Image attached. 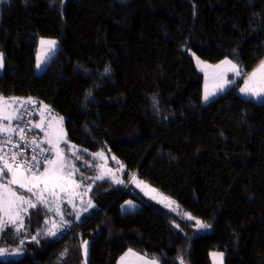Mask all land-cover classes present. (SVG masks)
Here are the masks:
<instances>
[{"label":"trees","instance_id":"16d2710c","mask_svg":"<svg viewBox=\"0 0 264 264\" xmlns=\"http://www.w3.org/2000/svg\"><path fill=\"white\" fill-rule=\"evenodd\" d=\"M39 37L57 39L58 49L36 74ZM189 51L208 62L235 60L243 77L264 57V0L1 3L0 97L49 105L83 158L104 151L121 161L124 183L94 181L96 208L80 220L67 213L71 223L58 237L43 234L45 209H30L19 234L11 226L0 232V247L24 238L23 255L0 264H83V240L86 264H116L128 248L159 264H211L212 249L223 264H264V100L230 87L203 104V76ZM131 177L173 198L179 211L132 193ZM126 198L139 207L120 212ZM184 212L209 230L196 233Z\"/></svg>","mask_w":264,"mask_h":264},{"label":"snow or ice","instance_id":"6c2138e0","mask_svg":"<svg viewBox=\"0 0 264 264\" xmlns=\"http://www.w3.org/2000/svg\"><path fill=\"white\" fill-rule=\"evenodd\" d=\"M63 2V0H61ZM40 49L37 51L36 56V67L40 68L48 59L51 52H53L57 46V41L51 39L40 40ZM222 66H227L223 68L222 71L214 74V80L216 81L211 90H209L208 84H205L204 100L207 101L211 97L215 96L218 92H222L226 87L232 84L234 81L226 78L227 72H233L236 76H240V69L236 64H233L231 60L221 61L220 65H217V69H221ZM4 68V57L0 53V69ZM257 71L260 73L257 76ZM254 71L249 79L245 80L244 87L240 88V92L246 96L253 98H264V61L261 62L259 69ZM110 69L105 68L104 73L107 74ZM207 76V74H206ZM155 99V98H153ZM37 102L32 100V98H27V100H16L13 98L11 101L0 97V137H5V139L0 140V232L7 229L9 226L15 228L17 234H19L25 227V217L29 214L30 209H39L41 206L47 209L48 212H52V205L56 204L55 214L60 217V222L58 223L55 219L51 221L50 227L49 220L46 218L44 221L45 228L42 230L43 234L48 237H58L63 234V229L67 228L71 219H65L64 212L59 207V202L61 199V193L76 195L75 189L81 186L76 180L72 179L75 172L79 171L72 165L69 170L67 163V157L64 154L63 149L59 147V143L66 136L62 129L53 130L52 122L48 123V131L44 130L43 119L41 123H32V121L27 120V117L32 115L29 109V105H36ZM41 107L42 111L50 112L51 110L47 105H43L42 102L38 105ZM4 121L8 123L5 124ZM63 117L58 118L57 123L62 124ZM40 129L44 131L46 140L40 141L37 138H32L31 141L28 140L27 133L31 131V128ZM19 136V142L13 141V136ZM55 137V139H53ZM21 142L24 144H30L32 146L33 155L31 159H23L20 157L23 154L21 149ZM42 143H47L50 147L44 148L41 146ZM11 145L13 149H21L20 151H13L9 156L6 151V146ZM75 149V146H73ZM38 150V151H37ZM54 156L50 157L46 155L47 153L53 152ZM87 151V150H84ZM72 155L76 159H80L76 155V151L72 152ZM94 156L103 157V153L92 154ZM115 159V158H113ZM44 168L43 172H39L40 167ZM123 168V165H121ZM111 172V169L107 170ZM11 174V179L7 183L3 182L6 174ZM105 175L102 173L95 177L96 180L104 179ZM86 179L81 177V180ZM135 179V177H133ZM113 183H123L122 180L115 179L113 177ZM143 181L138 182L143 184ZM10 185H17L21 189H25L27 192L31 193L35 200L28 198L26 199L23 195L18 194L17 191L12 189ZM147 187V185H145ZM92 185L89 184L88 188L91 189ZM155 192V189H151ZM155 198V197H153ZM168 201L165 205L166 207H171L174 201L169 200L167 197H163L159 202ZM72 204L73 209L76 205L73 203L71 197L67 201ZM95 207L91 200L88 201L86 208H82L81 211L75 212L76 219L79 220L81 217V212H87L89 209ZM127 208H132L134 205L132 201H127L125 206ZM184 215L189 219H195L189 213H184ZM179 227V225H176ZM196 227L199 229L209 228L210 225L203 223L200 220H196ZM41 235V231L37 232V235L31 237L35 242L38 241V236ZM24 241L21 240L20 245L15 249L0 248V257L3 256H17L23 251ZM89 241H82V248L84 250L85 256H87ZM133 254L131 249L125 256L120 258V264H123L125 258ZM134 255V254H133ZM213 264H223V253H212ZM218 258V262H217ZM146 264H157V261H147ZM180 264H184L183 258L180 259Z\"/></svg>","mask_w":264,"mask_h":264},{"label":"rangeland","instance_id":"374dc122","mask_svg":"<svg viewBox=\"0 0 264 264\" xmlns=\"http://www.w3.org/2000/svg\"><path fill=\"white\" fill-rule=\"evenodd\" d=\"M3 1H5V0H0V5H1V3H3ZM41 38H43V39H51V40L57 41V39L51 38V37H39L38 38L37 47H36V54H35V63H34V72L36 74H40V73L43 72V70L47 66L49 60L53 57V55L55 54V52L58 49V41H57V46H56L55 50L50 53V55H49L48 59L46 60V62L40 68H37L36 67V56H37L38 49H40V47H41L40 46ZM189 53H190V55L192 56V58L194 60V64H195L196 68L202 73V76H203L202 94H201V102L203 104H205V103L209 102L210 100L214 99L215 97H217L219 94L223 93L225 90H227L230 87H235L236 92L239 95H241L243 98L251 99V100H254L256 102H261V101L264 100V98H259V99L253 98V97H250V96H246V95H244V94H242L240 92V88L244 87L245 80L249 79V77L252 75V73L259 69V66H260L261 62L264 61V58L261 59L258 62V64L255 67H253L248 73H246L243 77H242V73H241L240 76H236L233 72H227L226 73V78L229 79V80H233L234 82L232 84L228 85L224 91L218 92L215 96H213L209 100L205 101L204 100L205 84L207 83L208 87H209V90H211L213 84L216 82L214 80V74L217 73V72L222 71L223 68L227 67V66H222L221 69H217L216 66L220 65L221 61H224L226 59L227 60H231L233 64H236L238 66V68H239V64L235 60H232V59H229V58H223V59H221L220 61H217V62H208V61L200 59L192 51H189ZM1 71H2V69H0V72ZM206 74H207V76H206ZM259 75H260V73L257 71V76H259ZM3 98H5V97H3ZM13 98H15L16 100L19 99L18 97H8V98H5V99L8 100V101H11ZM42 104L43 105H47L45 103H42ZM47 106L51 110L50 112L42 111L40 106H36L35 107L36 119H35L34 123H41L42 119H43V127H44L45 131L49 130L48 129V123L52 122L53 130L62 129L63 133H65L64 126H63V121H62V124H58L57 123L58 118L63 117V116L61 114L56 113L55 111H53L50 108L49 105H47ZM63 120H64V118H63ZM42 132H44V131H42ZM46 139H47V137L44 138V140H46ZM53 139H55V137H53ZM66 144H67V146L65 147ZM73 146H75V149H73ZM59 147L61 149H63L64 154L67 157V163H68V166H69V170L71 169L72 165H75V167L77 169H79V171L74 173L72 179L76 180L78 183L81 184V186L79 188L75 189V193H77L76 195H72L71 193H68V194L61 193V199H60V202H59V207L64 212L65 219H66V214L67 213L68 214L72 213L75 216V212L81 211L82 208H86L87 207L88 201L91 200V198L89 197V190L90 189L88 188V185L89 184L92 185L94 183V181H96L95 177L97 175H100V174L103 173L105 175L104 179H108L109 181L113 182V177H114L115 179L122 180L123 183H124V180H123V177H122V174H123V171H124V166H123V168H121V165H123V164L114 155H112L110 153H107V152H104V151H98L96 153H103V157L94 156L93 155L92 160L91 159L87 160V159L83 158L82 155L80 154V152H79L80 148L78 146L67 142L66 136L64 137L63 140L60 141ZM74 150L76 151V155L79 156L80 159H76L72 155V152ZM53 156H54V151H53ZM113 158H115V159H113ZM108 169H111V172H108L107 171ZM43 170H44V168L42 167V169L39 172H43ZM82 176L85 177L86 179L81 180ZM10 179H11V174L8 173L4 177L3 182L7 183V181L10 180ZM139 181H143V180H141V179H139L137 177H135V179H133L131 177L129 179V181L126 183V184L129 183V185H130L129 190L132 193H139L144 198L149 199V200L161 205L162 207H164V208H166V209H168V210H170L172 212H178L179 211V205L173 198H171L170 196H167L166 194L162 193L160 190H158L157 188L151 186L150 184H148L145 181H143L144 182L143 184H139V186H138V182ZM123 183H119V184L114 183V184L120 185V184H123ZM145 185H147V187ZM10 187L12 189H14L15 191H17L18 194L23 195L26 199L31 198V199L35 200V198L32 196V194L27 192L25 189H21L17 185H10ZM151 189H155L156 191L153 192V191H151ZM70 197L73 200V203L76 205L75 209H73L72 204H69L67 202ZM153 197H155V198H153ZM163 197H167L169 200L174 201L175 203H173L171 205V207H166L165 205L168 203V201L159 202ZM127 201H132V204L134 205V207H132V208L122 207V206L126 205ZM91 202H92V200H91ZM92 204L95 207L89 209L87 212H81L80 219H82L84 216L90 214L96 208V205L93 202H92ZM56 206H57L56 204L52 205V208H53L52 212H48L47 209H45L44 207L41 206V208L45 209V211L47 213V219L49 220V225H48L49 227H50L51 221L53 219H55L58 223L60 222V217L55 214ZM138 207H139V202L134 200V199H131V198L124 199L119 205L120 212L133 211V210H136ZM67 208H69V210L65 211V209H67ZM184 213H187V212H184ZM184 213H183V217L185 219H188L184 215ZM75 218H76V216H75ZM192 220L194 222V223H192V226H193V228H194L196 233H205V232H207L209 230V228H206V229L197 228L196 227L197 218L196 219H192ZM198 220H200V219H198ZM22 240H24V238ZM18 245H20V242H19ZM18 245H16V246H8V247H0V248L15 249V248H17ZM81 245H82V242H81ZM130 249L131 248L126 249L118 257V259L116 261V264H120V258L122 256H125V254L128 253ZM23 251H24V249H23ZM23 251H22V253L20 255H17V256H3V257H0V260L1 261H6V260H12V259L19 258V257H21L23 255ZM131 251H132V253L134 255L133 254H129L125 258V261L123 262V264H146L147 261H152V260L157 261V264H159V261L156 258H151V257L147 256L146 254H144L142 252H139V251H136L134 249H131ZM212 253H221V252L218 251V250H214V249L210 250L209 256H210L211 264H213V256L211 255ZM87 258H88V249H87V256H85L84 250L82 248V261H83L82 263L83 264H86ZM217 262H218V258H217Z\"/></svg>","mask_w":264,"mask_h":264},{"label":"built area","instance_id":"2783aa9c","mask_svg":"<svg viewBox=\"0 0 264 264\" xmlns=\"http://www.w3.org/2000/svg\"><path fill=\"white\" fill-rule=\"evenodd\" d=\"M28 107H29L30 111L32 112V115L27 117V120H30V121H32V123H34V114H35L34 105H29ZM28 127L31 128V125L29 124ZM27 136H28V140L29 141H31V139L34 138V137L37 138V134L35 133L33 128H31V131L27 133ZM2 139H5V137H0V140H2ZM13 141L14 142H19V136L18 135H14L13 136ZM41 146L44 147V148H49L47 146H44L43 144H41ZM21 149L23 150V154L21 155L20 159L23 160V159L27 158V159L30 160L31 156L34 154L33 151H32V146L30 144H24V143L21 142ZM21 149H13V147L11 145H7L6 146V151H7L9 156L13 153V151H20ZM46 155H48L50 157H53V152L47 153ZM42 167H40V168H42ZM78 235H80L79 232L76 234V236H78Z\"/></svg>","mask_w":264,"mask_h":264},{"label":"crops","instance_id":"0c3cea01","mask_svg":"<svg viewBox=\"0 0 264 264\" xmlns=\"http://www.w3.org/2000/svg\"><path fill=\"white\" fill-rule=\"evenodd\" d=\"M264 58V57H263ZM262 58V59H263ZM5 98H8V97H5ZM18 100H22L21 98H19ZM36 113V112H35ZM36 119V118H35ZM35 122V121H34ZM4 123L5 124H7L8 122L7 121H4ZM36 132H37V134H38V140H40V141H44V138H45V136H44V132H42L41 130H39V129H35V128H33ZM44 146H47V147H50L49 145H47L46 143H42ZM42 169V168H41ZM40 169V170H41ZM39 170V171H40Z\"/></svg>","mask_w":264,"mask_h":264}]
</instances>
